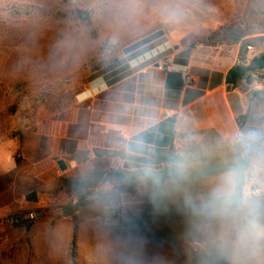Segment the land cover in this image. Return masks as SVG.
Masks as SVG:
<instances>
[{
    "label": "rangeland",
    "instance_id": "rangeland-1",
    "mask_svg": "<svg viewBox=\"0 0 264 264\" xmlns=\"http://www.w3.org/2000/svg\"><path fill=\"white\" fill-rule=\"evenodd\" d=\"M235 23L264 37V0H0V264H264V143L250 159L239 209H195L199 198L192 202L202 192L232 195V174L166 182L169 209L180 213L171 220L146 211L142 181L116 199L114 184L93 173L85 181L95 187L79 200L68 189L57 193L58 177L47 169L55 136L66 134L72 115L91 109L108 81L139 66H130L126 49L156 37L151 51L158 44L171 54L173 45L191 51L222 43L217 33ZM252 44L251 57L264 52V42ZM99 79L103 91L95 90ZM81 91L89 98L78 104ZM260 120L264 97L239 134L256 141ZM227 146L204 133L174 150L221 161ZM102 148L91 150L88 167L96 172L111 163ZM67 150L74 155L73 145ZM122 151L110 168L122 166ZM248 190L258 194L247 198ZM29 213L40 216L28 229L9 224Z\"/></svg>",
    "mask_w": 264,
    "mask_h": 264
},
{
    "label": "crops",
    "instance_id": "crops-1",
    "mask_svg": "<svg viewBox=\"0 0 264 264\" xmlns=\"http://www.w3.org/2000/svg\"><path fill=\"white\" fill-rule=\"evenodd\" d=\"M259 36L253 34L237 42L204 44L206 46L191 51L173 45V65L164 72L158 71L155 63L147 62V59L167 48L166 44L131 55L130 66H139L126 78L108 85L107 92L94 100L91 109L85 113L75 112L73 122L66 127V134L55 136L52 154L55 159L46 168L58 177L56 192L68 189L74 197L76 194L64 181L89 183L85 181L88 175L91 177L97 173L95 168L88 167L94 159L91 150L97 145H102L108 155L112 153L102 157L111 161L107 166L110 168L116 153L120 150L126 152L128 144L175 149L198 137L199 133L216 135L225 144L235 143L240 133L237 118L247 115L251 107L260 104L264 97V70L252 75L260 77L253 87L240 82L227 91L224 77L237 64L241 43ZM183 51L187 52L184 57L180 56ZM246 55L250 57L251 53ZM93 84L95 90L103 91L100 81ZM85 95L81 91L74 97L82 100ZM163 111H168L167 119L161 118ZM77 131L82 133V138H76ZM71 144L74 155L67 150ZM88 151L87 161L80 162ZM58 160H63L67 167L62 173L55 166ZM94 187L95 184L87 189Z\"/></svg>",
    "mask_w": 264,
    "mask_h": 264
},
{
    "label": "trees",
    "instance_id": "trees-1",
    "mask_svg": "<svg viewBox=\"0 0 264 264\" xmlns=\"http://www.w3.org/2000/svg\"><path fill=\"white\" fill-rule=\"evenodd\" d=\"M238 23L231 24L217 33L219 41L237 42L241 38L251 36L248 32H240ZM264 42V37L254 39H246L241 43L239 58L243 56L246 47H253L254 42ZM151 46H145L138 51L132 53L141 54L148 51ZM254 59V61H253ZM126 68V67H125ZM110 69L103 71L107 73ZM264 70V52L254 55L248 64L233 65L224 77L225 84L234 88L240 82L245 85L250 82H257L260 77H252L255 72ZM116 73L106 75L105 80L113 77ZM123 79V77H114L108 81V85L114 84ZM245 116L237 118V124L240 132H242V122ZM258 129L254 131L258 139L250 141L246 135L239 134L237 141L231 145L228 144L226 150L231 153L221 161L214 159L202 158L193 152L185 150L146 148L135 144H128L126 152L119 156L122 162L120 168H103L99 170L98 177H104L114 184V198H118L121 194H132L140 181L144 182V203L145 209L153 218L161 220H171L177 218L180 213L169 209V200L165 193L166 182H183L198 181L201 179L214 178L222 174H232L233 176V193L230 196L219 197L206 192L194 194L192 202L199 198L195 209H206L213 206L229 204L234 209L241 207L242 195L247 183V173L250 170V159L258 154L257 149L260 144L264 143V120L258 121ZM203 133H199L201 135ZM207 134V133H206ZM211 134V133H209ZM213 135V134H212ZM214 137L220 141L219 137ZM65 185L71 189L79 200L84 199L85 190L92 188L95 183L89 181L88 184L76 182L72 180L64 181ZM16 220L13 224L15 227L29 228L31 221L24 219L23 214L12 217ZM74 244V231L71 241V253Z\"/></svg>",
    "mask_w": 264,
    "mask_h": 264
},
{
    "label": "built area",
    "instance_id": "built-area-1",
    "mask_svg": "<svg viewBox=\"0 0 264 264\" xmlns=\"http://www.w3.org/2000/svg\"><path fill=\"white\" fill-rule=\"evenodd\" d=\"M170 49L171 48H169V49L167 48V49H164L158 53H155L153 56H150L147 59V61L156 59L154 62L156 69L160 72L167 71L168 69L172 68V65H173L172 54L168 52ZM251 51H252L251 47L245 48L246 54L250 53ZM246 54H244L242 57L238 58L237 64L244 65V64L249 63V61L252 59V57L251 56L248 57ZM137 65H135V66H137ZM254 83L255 82H250L249 84H247V86L253 87ZM168 116H169L168 111H163L161 113L162 119H167ZM257 194H258V191H256V190H248L246 192V197L252 198V197H255ZM39 216H40V213H29L26 215V220H34V219H37ZM15 222H16V220H14V219L9 220V224H11V225H13Z\"/></svg>",
    "mask_w": 264,
    "mask_h": 264
},
{
    "label": "water",
    "instance_id": "water-1",
    "mask_svg": "<svg viewBox=\"0 0 264 264\" xmlns=\"http://www.w3.org/2000/svg\"><path fill=\"white\" fill-rule=\"evenodd\" d=\"M155 39H156V37H150L148 39H145V40L141 41L140 43H137V44L129 47L128 49H126L124 51V54L125 55H129L131 53H134L137 50L147 46L150 43H152ZM253 61H254V59H253ZM226 90L229 91V87H227ZM55 166L57 167L58 171L61 172V173L64 172L67 169L66 164H65V162L63 160L56 161L55 162Z\"/></svg>",
    "mask_w": 264,
    "mask_h": 264
},
{
    "label": "clouds",
    "instance_id": "clouds-1",
    "mask_svg": "<svg viewBox=\"0 0 264 264\" xmlns=\"http://www.w3.org/2000/svg\"><path fill=\"white\" fill-rule=\"evenodd\" d=\"M98 81H101V79H99ZM91 94H92V93H91ZM88 98H89V97H86V98H84V99H82V100H78V99H76L75 101H76V103L80 104V103L86 101Z\"/></svg>",
    "mask_w": 264,
    "mask_h": 264
}]
</instances>
